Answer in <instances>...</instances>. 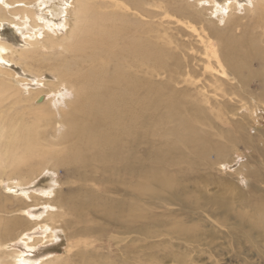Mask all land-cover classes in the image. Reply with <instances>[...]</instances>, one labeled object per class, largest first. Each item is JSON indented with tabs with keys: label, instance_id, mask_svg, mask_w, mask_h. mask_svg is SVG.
I'll return each mask as SVG.
<instances>
[{
	"label": "bare ground",
	"instance_id": "obj_1",
	"mask_svg": "<svg viewBox=\"0 0 264 264\" xmlns=\"http://www.w3.org/2000/svg\"><path fill=\"white\" fill-rule=\"evenodd\" d=\"M242 1L0 0V29L9 28L17 41L32 46L18 49L3 41L0 33V200L13 197L3 193L7 189L19 190L20 195H14L13 198L18 200V208L27 217L1 216L0 264H64L59 257L42 263L32 255L40 245L61 240L62 235L58 232L70 228L66 220L68 216L81 218L85 212H107V209L101 210L102 197H106L89 189L87 186L90 182L108 185L107 191H113L115 195L124 192V196L131 197L129 201L113 195L107 197L113 199L107 200L111 202L112 209H117L108 210L109 215L114 212L128 213V219L127 223H120L114 216L121 224L114 223L117 234L98 239L108 240L122 261H127V257L132 258L136 239L132 228L137 218L145 216L138 215V197H146L137 186L138 179L153 182L156 187L152 189V196L159 192L178 201L180 205L174 206H177L179 217H183V221L186 219L189 207L182 206V202L186 203L183 200H177L174 192L177 183L158 175L156 169L149 171L142 166L148 161L173 164L180 158L161 153L153 158L150 140L152 124L158 120L171 123L182 121L190 116L196 120V124L203 125L200 112L208 110L204 102H211L212 106L229 105V101H226L228 92L230 96L239 92L237 96L250 100V104L264 98V73L260 74L257 70L252 77L255 87L260 91L251 89L252 80L241 75L243 68H248L247 64L255 60L247 50L249 47L254 49L253 45H257L258 39H264V32L261 33L264 31H261L264 29V0ZM251 12L258 16L240 26L242 29L239 30L240 27H236L232 19L234 16L245 18ZM207 13H211V16H207ZM169 14L178 17L180 23L184 20L196 24L199 21L206 23L208 33L203 31L198 39L201 46L199 59L197 55L185 52L184 48L191 49V44L188 46L180 38L173 43L166 41L168 47L178 46L182 60L174 50L165 48L160 27L164 23L161 19H166ZM164 29L162 34L168 31ZM249 29L252 31L248 32ZM177 31L181 34L184 29L179 28ZM40 54L51 56L52 61L54 59L56 66L53 65L52 70L56 74V82L42 80L40 73L31 71L40 80L29 81V84L19 81L18 86L12 84L10 64L25 63L28 65L26 69L30 71L32 67L34 69L33 63ZM57 55L60 57L55 59ZM199 62L204 65V71L212 68L224 78L211 73V81L208 80L210 85L203 83L197 87L198 82L195 80V83L181 81V78L176 77L185 75L192 78L200 67ZM221 86L227 87L223 95H220L221 92L219 94L222 99H217L219 92L214 94V100L211 99L209 92L213 93V88ZM163 89L167 91V97L163 95ZM25 93L29 96L26 97ZM193 93H197L196 97ZM179 95L194 98L197 102L193 106L184 104L185 109L175 106L173 96ZM157 104L163 111L154 110ZM181 130L191 132L187 127L169 130V136L176 135L172 142L183 139L187 146L193 147L189 148L194 153L199 152L194 149L197 147H200L201 154L213 153L214 146L208 142L202 146L189 133L182 136ZM170 148L167 145L165 151ZM142 150L143 156L140 155ZM260 155H264V150H260ZM261 164L264 165V161ZM59 168L66 169L69 177L82 182L84 192L65 199L64 195H67L62 192V184L57 179H51L47 186L34 190L39 186L36 182L41 175L56 172ZM186 188L184 186L182 190ZM185 193L189 194L188 191ZM157 199L160 207L167 206L160 200L169 198ZM194 206L201 207L198 201ZM7 207L2 203L0 213L10 215L16 212H10ZM40 207L45 212L40 213ZM259 214L264 217V205L260 207ZM236 215V218L242 217L241 214ZM25 222L31 225L30 229ZM240 225L245 229L243 223ZM252 225L256 227H251L249 232L253 234L256 228L261 229V232H257L264 240V225ZM19 226H25L27 230L20 235L13 234ZM88 229L84 228L79 233ZM123 230L128 231L126 235H119ZM182 233L188 235L189 231L182 230ZM11 240L25 247V252L9 249L7 242ZM82 258L85 262L84 254ZM95 261L98 260L95 258ZM95 261L87 262L96 264Z\"/></svg>",
	"mask_w": 264,
	"mask_h": 264
},
{
	"label": "rangeland",
	"instance_id": "obj_2",
	"mask_svg": "<svg viewBox=\"0 0 264 264\" xmlns=\"http://www.w3.org/2000/svg\"><path fill=\"white\" fill-rule=\"evenodd\" d=\"M244 2L245 0L242 1V3ZM209 15L211 16V13H207V16ZM257 16L258 15L254 14V12H251L247 13L245 18L234 16L232 21L235 22L234 24L236 27H242V25L252 21L254 17ZM161 18H159V20ZM212 18L214 19V16H212ZM177 19L179 18L171 16V14L166 16V19H161L164 20V23L162 27H160V33L163 36L162 39L165 41V48L174 50L176 56L180 57L182 60V56L178 51V46L172 44L173 46L168 47L167 45L171 41L173 43L174 40L180 38V40L188 44V46L191 44V49L184 48V50L186 49L185 52L190 55H197L199 59V47H201L199 45V35H203L201 34L203 31L208 33L206 23L199 21L197 25L187 20L180 23ZM239 19H242L241 23ZM158 25L159 24H157V26ZM241 27L238 29L241 30ZM164 28L168 29V33L163 32L162 34V30H166ZM179 28L184 29L185 33L182 32V34L180 32L181 34H179L177 31ZM262 30L264 29H261V31ZM247 31L251 32L252 29ZM261 31L259 30L258 32ZM258 32L255 31L254 33L256 34ZM263 32L264 31L261 33ZM0 33L2 34L3 41L9 42L18 49L32 48L31 45H26L25 43L17 41L7 27L0 29ZM167 34H169V36H167ZM166 39L169 41L168 43ZM258 40L259 41L256 43L257 45H253L254 49H250L249 47L247 50V53L252 54L255 60L247 64L248 68H243V71H241V75L252 80L250 85L253 86V88H251L253 90H258V88L255 87V80L252 78L253 74H255L257 70L260 74L264 73V39L260 38ZM195 48H198V53L195 52ZM44 55L46 54H40L36 57V62H32L34 69L32 67L30 71L26 69L25 66L28 65L25 63L21 65L10 64L9 69H12L10 71L8 69V71L10 74L12 72L10 76L12 84L14 83L18 86L19 81H26L29 84V81L33 80L35 82L40 80L38 79L39 76L37 74H32V72L40 73L39 75L42 76V80L56 82L57 77L55 76L54 70H52L54 59L52 61L51 56L46 57ZM41 56L44 57L40 59L39 57ZM57 57L60 56H54L55 59ZM189 59L190 58H186V60ZM184 61L185 59H183V62ZM193 64L195 63L193 62ZM199 66L198 71L191 76L192 78H190V76L188 78L185 75H178L176 77L181 78V81H192L194 83L196 81V83L198 82L197 87H200L203 83L208 84L209 81H211L209 79L211 73H214L221 79L224 78L223 75L212 70V68H207V71H204L202 69L204 65L200 64V62ZM229 72L235 76L231 71ZM12 76H14V80ZM172 85H174V83ZM21 88L25 89L24 86H21ZM225 88L227 87L221 86L213 88V93L209 92L210 94L208 95H211L210 98L212 97L211 99L214 100V94L219 92L217 99L221 100L222 97H220V95L224 94L223 91ZM163 91L166 93H163V95L167 97V91L164 89ZM202 92L204 93V90H202ZM193 94H195L194 96L196 97L197 93ZM237 94H239V92L231 96L229 92L228 94L226 93V101H229V105L226 106L223 104L212 106L211 102L208 104L204 102L205 108L208 110L200 112L201 123L203 125L198 124V122L196 124V120H193L194 118L190 116L181 119L182 121H173L171 123L166 120H158L152 124L150 140L152 142L151 152L153 158L159 153L171 154L180 158L173 164L169 162L161 164L158 161H148L144 162L142 166L149 171L156 169L155 171L158 175L177 183L174 187L176 198L177 200L186 202H182V206L189 207V213L185 215L186 219L184 221V218L178 215L176 210L177 206H174L179 204L178 201L171 200V197L168 195L163 196L159 192H156L155 196H152L151 194L154 192L152 189L156 187L153 182L149 179H138L137 186L146 195L143 199L138 197V207L140 208L138 215L144 214L145 216L140 219L137 218L132 228L136 236L135 243L133 244L135 250L132 252V258L126 256L127 261H122L118 258L119 256L116 254V249L111 248L108 240L98 241V239L101 238V236L106 237L108 235L117 234L114 223L118 221L120 223H127L128 219V213L120 214L119 212H114V214L109 215L108 210H111L112 206L111 202L107 200L113 199H108L107 197L113 195L122 200H128L131 199V197L124 196V192L115 195L113 191H107L108 185L90 182L88 186L86 185L89 189L92 188L93 192L99 195L103 194L107 198L102 197L103 206L101 208V210L107 209V212L103 213L99 212V210L85 212L81 218L68 216L66 220L70 223V228L58 232L62 235L61 240L56 241L58 243L40 245V247L34 251L32 257L38 258L42 263L51 258L55 259V257H59L64 264H89L87 261L93 262L95 258L98 260L95 261L96 264H264V240L259 233L261 229L256 228V232L253 234L249 232L251 227H256L252 225L254 223L264 225V217L259 214L260 207L264 205V167H261L264 166L261 164V162L264 161V155H260V150H264V98H259L255 103L250 104V100H243L239 98ZM25 95L26 97L29 96L26 93ZM173 99L175 106H181L184 109V104H192L193 106L197 102L194 98L187 96L181 97L180 95L179 97L173 96ZM160 107L161 106L157 104L154 106V110L156 111L160 109ZM158 111L163 110L160 109ZM207 116L210 118H207ZM205 118L208 119V121L206 120L207 122ZM182 127L191 129V132L188 130H181L180 133L182 136L188 135L189 133L192 137H196L202 146L208 142L214 146L212 149L213 153L210 155L209 153L201 154L200 147L194 148L199 151L198 153H194L189 148L191 146H187L186 141L183 139L177 143L172 142L174 140L173 137L176 135L169 136V130ZM167 145L172 148L165 151ZM207 147L209 148V146ZM143 151L144 150L140 153L141 156H143ZM177 152L179 153L176 155ZM48 173L46 172L45 175L39 177L36 182L39 186L34 188L35 191L43 188V186H47L51 182V179H57L62 184V192L67 195H64L65 199H70L73 195H79L81 192H84L82 182L69 177L66 169L59 168L56 172L50 171ZM15 181L16 180H14V183H17V181ZM184 186L187 188L182 190ZM186 191H188L190 195L185 193ZM179 192H181V194H179ZM3 193L13 197L14 195H20L19 190H15V188L10 189V191L7 189ZM137 193L140 194L139 192ZM161 196L169 198L167 200H160V202L167 206L160 207L158 204L157 198L164 199L161 198ZM13 197L10 198V200H0V205L4 203L6 207L8 206L7 208L10 209V212H16L10 215L0 213V218L1 216L10 218L23 216L27 219L23 210L18 208V200ZM170 200L172 203L168 205L171 202ZM196 201L199 202L200 208L194 206ZM140 206H143L144 209L142 210ZM233 209L234 211H232ZM34 210L36 211V209ZM39 210H41L40 213L45 212L42 207H40ZM112 211H117V209H112ZM233 212L236 213L233 214ZM236 214H241L242 217L239 216L240 218H236V216L238 217ZM114 216L118 221L115 220ZM78 220H80V222ZM248 222L249 224L247 225ZM240 223L245 225V229L241 227ZM25 224L27 225L26 227L29 229L31 228V225H28L29 223L25 222ZM26 227H16L13 234L20 235L27 230ZM84 228L89 229L85 232L82 231L80 234L79 232ZM182 230L189 231V234L184 235ZM257 230L260 231L257 232ZM127 232V230H123L119 235L124 236ZM69 235H73V237L70 238ZM7 243H9V249L12 248L19 252H25L26 250L25 247L15 243L14 240L8 241ZM15 244H17V246H14ZM83 254L86 258L85 262L82 258ZM97 256L105 258L100 259Z\"/></svg>",
	"mask_w": 264,
	"mask_h": 264
}]
</instances>
